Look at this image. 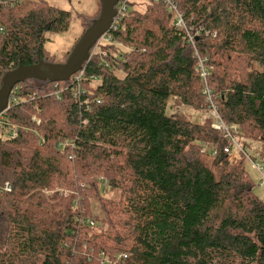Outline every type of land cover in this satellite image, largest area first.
Wrapping results in <instances>:
<instances>
[{
	"label": "trees",
	"instance_id": "trees-1",
	"mask_svg": "<svg viewBox=\"0 0 264 264\" xmlns=\"http://www.w3.org/2000/svg\"><path fill=\"white\" fill-rule=\"evenodd\" d=\"M135 1L78 82L14 85L3 121L18 135L0 136V182L11 185L0 192V264H102L119 252L124 264H264V201L242 162L231 165L208 114H167L173 98L209 109L207 86L226 124L264 141V0H172L187 30L166 3ZM99 14L79 16L84 32ZM69 22L45 0H0V86L38 58L61 63L44 34Z\"/></svg>",
	"mask_w": 264,
	"mask_h": 264
},
{
	"label": "rangeland",
	"instance_id": "rangeland-1",
	"mask_svg": "<svg viewBox=\"0 0 264 264\" xmlns=\"http://www.w3.org/2000/svg\"><path fill=\"white\" fill-rule=\"evenodd\" d=\"M51 6L67 10L70 12V22L69 27L64 32L59 33H49L44 34L43 48L46 52L49 53L51 57L57 59L59 62H64L67 54L73 47L74 43L80 38L84 32V26L81 24L80 15H93L94 13L100 11V3L98 0H45ZM135 5L133 9L142 11L145 6L144 0H137L134 2ZM121 50H124L121 48ZM167 114H178L185 113L186 116L191 118L194 121L202 122L204 118L207 117L208 109L205 111L194 110L193 108L182 105L178 102L177 99L173 98L169 101L167 105ZM243 137L246 139L245 150L252 157L255 163H258L261 166L260 172L256 170L252 164L246 160L244 157L236 156V150L234 149L233 154L228 155L227 157L230 160L231 165L238 162H242L248 178L252 181L253 194L260 200L264 201V161H262L263 153L261 149L264 150V141L261 140V137L258 134H254L253 138H247L245 135ZM210 150L211 146L206 145ZM109 199H115L118 195L116 189H109L108 187L105 190H102ZM91 210L94 215L101 217V209L99 204L96 201L91 202Z\"/></svg>",
	"mask_w": 264,
	"mask_h": 264
},
{
	"label": "built area",
	"instance_id": "built-area-1",
	"mask_svg": "<svg viewBox=\"0 0 264 264\" xmlns=\"http://www.w3.org/2000/svg\"><path fill=\"white\" fill-rule=\"evenodd\" d=\"M154 1H157V2L162 1L163 3H166L168 9L174 15V24L177 26V28H184L185 30H187L185 27V24L183 22L182 15L179 11H177L176 5L173 3L172 0H154ZM130 2H131V0H117L116 1V4L114 6L115 7V15L112 19L109 30L107 32H105L104 34H102L97 39V41L93 44L90 52L88 53V58L86 59V61L90 58L91 55H93V53H97V52L99 53L100 52L99 51L100 45L105 44V43H109L111 41L109 31L111 29L116 28L117 22L129 10L128 8H129ZM188 40H189V42H192V40H193L192 36L189 34H188ZM198 67L200 69V77L202 78V80L205 81L207 73H206V70L203 67L201 62L199 63ZM82 69H83V64L79 70H77L75 73L71 74V75H73L74 81L78 82L82 78V73H83ZM53 89H54L53 94L55 95V97L57 99H61V97H62L61 93L63 90H66V87L61 86L57 82H54ZM80 91H81L80 87L76 86V90L73 93L74 96H77ZM14 93H15V90H13V88H12L10 93H9L6 106L4 107V109L2 111H0V136H3L4 138H9V139H14L18 135V126L14 125V124H7L3 121L5 112L10 108V106L13 103L17 102L16 96ZM204 93L206 94L205 100H206V102H208V105H209L208 117L211 119V126L214 129L221 131L223 137L226 140V145L223 148V152L226 155H230V154L235 153V152H233V150L235 149L236 150V153H235L236 156L244 157L246 160H248L252 164V166L256 170H258L260 172L261 166L258 163H255L253 161L252 157L250 156V154H248L245 150L246 139L240 136L237 127H235L234 125H228L223 121L220 114L218 113V110H217L215 104L212 101L211 96L209 95V89L207 86L204 89ZM97 102H99V101H97ZM34 120L36 121L37 124L39 123V120H37L35 118H34ZM43 141L44 140L41 138L42 143H43ZM69 144H70V142L68 140H65L64 142H59L57 147L59 149H62L63 147H65ZM212 152H213V154L216 153L214 150ZM261 153H263L262 161H264V150L263 149H261ZM10 190H11V185L8 181L2 182V183L0 182V192H8ZM45 192L49 195H51L53 193L51 189H47V190H45ZM89 224L93 225L92 222H89ZM101 258H102V260H101L102 264H124L125 260L127 259V254L124 252H119V253H115L112 257L104 256L103 254H101Z\"/></svg>",
	"mask_w": 264,
	"mask_h": 264
},
{
	"label": "water",
	"instance_id": "water-1",
	"mask_svg": "<svg viewBox=\"0 0 264 264\" xmlns=\"http://www.w3.org/2000/svg\"><path fill=\"white\" fill-rule=\"evenodd\" d=\"M98 1L100 2L99 17L93 20L91 26L80 36L64 62L57 64L48 63L38 58L37 63L27 66L20 65L3 77L0 86V111L6 106L9 93L16 83L26 78H35L43 81L67 79L81 68L88 58L89 49L102 34L109 30L115 15L114 6L117 0ZM45 30H48L47 26Z\"/></svg>",
	"mask_w": 264,
	"mask_h": 264
}]
</instances>
